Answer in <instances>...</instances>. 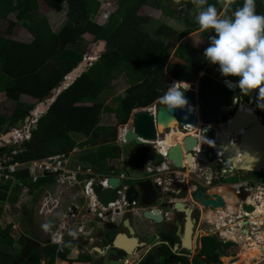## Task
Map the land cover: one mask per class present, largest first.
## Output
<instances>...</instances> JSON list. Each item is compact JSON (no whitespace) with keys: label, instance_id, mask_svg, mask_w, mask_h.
I'll list each match as a JSON object with an SVG mask.
<instances>
[{"label":"trees","instance_id":"trees-1","mask_svg":"<svg viewBox=\"0 0 264 264\" xmlns=\"http://www.w3.org/2000/svg\"><path fill=\"white\" fill-rule=\"evenodd\" d=\"M38 1L0 0V20L7 22L6 35H0V93L14 104L9 113L0 106V134L8 132L19 119L30 116L37 102L50 98L52 89L59 87L65 75L84 56L88 55L93 60L98 54L99 43H103V49L86 71L64 88L38 117L30 140L24 143V150L17 156L19 160L69 152L79 147L84 149L79 156L80 161L105 168L108 159L120 156V149L114 143L117 127L127 123L133 109L151 105L164 93L165 74L171 79L189 82L198 70L205 69L206 59L196 49L195 54L192 52L190 55L192 48L183 39L199 26L195 21V0H172L178 5V8L172 9L164 5L162 0H117L116 8L103 25L95 20L100 8L98 0H41L50 9L57 8L62 2L66 4V20L56 32L51 30L46 17L38 15ZM242 2L206 0L203 7L213 4L218 13L224 10L221 17H230ZM143 5L160 9L168 16L176 15L186 27L177 32L159 22L150 34L142 26L150 21L149 18L137 15ZM255 6L257 13L264 14L262 0H255ZM11 13L15 15L16 21L8 18ZM18 23L31 34L29 42L9 36ZM208 30L211 33V29ZM86 35L92 39L91 52H87V46L91 44L86 43ZM167 45L173 49L172 57L182 63L169 62V54L165 51ZM120 72L126 74L129 83L126 94L117 101L115 107L106 106L98 97L108 89L112 79L121 75ZM22 95L35 98L37 102L22 101ZM236 97L254 106L264 123V111L256 107L259 98L255 91L245 95L237 89ZM105 112L113 114V125L100 124L101 115ZM70 132L84 135L85 140L76 142ZM16 176L32 194L34 188L47 184L46 179L29 182L26 172H18ZM218 182L213 181L214 184ZM8 188L9 183L0 185V202L13 206L18 201L22 186H13L10 193L7 192ZM3 210L0 206V216ZM12 228V222L0 225V264H11L19 254V251L16 252L19 246L15 243H24L25 233L21 230L18 237L14 238ZM67 244L68 240L59 247L49 244L41 246L38 252L21 264H43L42 260L54 264L57 258L71 262L67 258L70 253ZM231 244L229 241L223 242L216 235L205 236L202 238L200 254L208 263L218 264ZM168 254L170 251L166 249L165 256ZM175 261L189 264L187 258L182 256H178ZM162 262L165 264L166 259H162ZM159 263L160 260L157 261L154 255L148 254L138 264ZM201 263L198 258L192 262Z\"/></svg>","mask_w":264,"mask_h":264},{"label":"water","instance_id":"water-1","mask_svg":"<svg viewBox=\"0 0 264 264\" xmlns=\"http://www.w3.org/2000/svg\"><path fill=\"white\" fill-rule=\"evenodd\" d=\"M100 52L103 49V43H99ZM92 50V45L87 48V52ZM97 52V51H96ZM100 54V53H99ZM94 56V60L99 56ZM91 59L86 55L78 63L76 67L71 69L63 78L59 87L52 89L49 100L44 103L41 102L37 105L39 111H45L47 106L56 98L64 88L71 84L77 77H79L91 63ZM216 68L217 76H213L207 73V69L203 70V75L197 80V88L187 89L184 91V96L188 101V106L184 109H176L172 112L166 110L165 106L156 103L152 112L145 109H141L133 113L131 118V127L127 128L124 132L125 143L134 142L136 148L132 151L133 167L140 171L141 166L150 161L153 166L162 165L170 162L171 169H182L185 165L188 168H201V165L206 164L204 153L202 151H195L198 146V139L195 135L203 136V139L212 141V151L208 153V157L212 155L218 165L223 166L224 172L228 173L231 170L245 171L247 173L257 174L264 169L259 167L264 161V123L262 117L257 113L254 106L249 102L241 101L236 97V90H229L223 83L224 79L235 81L236 77H221L216 65H212ZM239 101V105L235 108L231 114H229L227 120L223 123L220 122V117L225 116L229 112V106L234 105ZM244 103L251 108V113H247L245 110L240 109V104ZM200 119L201 131L194 134L184 135L180 141L174 143L171 146L162 149L160 142L163 140L166 132L170 127L168 123L175 121L177 126H195ZM28 118V116L26 117ZM22 124V119H19L16 126ZM162 125V131H158V127ZM223 129V131H229L231 135H236L234 141H230L229 138L224 137L221 133H218L217 128ZM6 132L4 135H8ZM211 134V136H210ZM152 141L154 145L143 142ZM201 144V143H200ZM210 144V143H209ZM207 142H202L201 147L206 148L209 146ZM238 148V151H237ZM198 155V159L194 160V155ZM250 152V153H248ZM227 157L228 159L224 158ZM239 157V160L237 158ZM254 158V159H253ZM142 170V169H141ZM168 177L173 182V188L167 191H163L159 185L154 183L148 178L130 179L136 182L125 184L126 180H120L118 177H110L108 179V188H100L98 185H93V192L96 195V199L100 206L107 208L109 202H114L118 198L117 192L121 190V184L126 186L123 197L130 204L132 201L136 202L137 207H143L139 214L142 220L160 223L162 221V213L160 208H171L175 212H186L189 217V229L192 228L190 221L191 209L186 208L182 198L189 196L186 187H181L177 182V178L173 172L169 173ZM220 181V180H219ZM201 180L197 183L196 190L191 194V200L202 207L204 211H215L222 209L224 206L223 198L219 193L212 192L207 193L203 187L199 186ZM237 182L233 183L236 185ZM217 187V186H216ZM240 190L242 187H239ZM177 189H179L177 191ZM226 189L238 197V193L232 186V183H228ZM244 197V196H243ZM243 199V198H242ZM171 200V201H169ZM74 210V208H72ZM98 211V209H97ZM133 210L124 208L116 209L114 212L106 211L104 217L112 216L110 219L104 221L105 227L110 225L111 229L118 230L114 241L117 240L121 243H114L113 248L107 250V254L121 255L123 253L124 258H128L131 254H134L143 243L138 242V238L134 235V230L131 225L128 224L130 212ZM129 215V216H128ZM127 223V228L131 237L124 238V232L120 231L123 218ZM96 221H102L100 217H95ZM248 223V220L242 221ZM70 238V237H69ZM122 239L125 241L123 242ZM130 240H134V247L131 249ZM40 246V242L31 237L24 238V244L19 251V255L14 259L11 264H21V262L27 257V255L35 248ZM189 247V246H188ZM189 253H192L191 249H188ZM237 256L230 258V263L236 261ZM123 264V260L109 261L108 264Z\"/></svg>","mask_w":264,"mask_h":264},{"label":"rangeland","instance_id":"rangeland-1","mask_svg":"<svg viewBox=\"0 0 264 264\" xmlns=\"http://www.w3.org/2000/svg\"><path fill=\"white\" fill-rule=\"evenodd\" d=\"M98 1L100 2V8H99V12L95 16V20L100 25H103L106 22V19L104 17L103 12H105V11L109 12L110 11V13H111L116 8L117 0H98ZM262 1L264 3V0H262ZM162 2L164 5H166L170 9L178 8V5L175 2H173L172 0H162ZM38 3H39V5H38L39 10L37 12L38 15L39 16L42 15V16L46 17V19L48 20V25L50 26L52 31H54V32L58 31V29L63 25V23L66 20V11H67L66 4L64 2H62L57 8L50 9L49 7H47V5H45V3L43 1L39 0ZM107 3H109V7L106 6ZM225 4H226V1L224 2L223 5H225ZM105 8H107V10H104ZM200 10H201V7L196 6V13ZM223 12H224V10H222L218 14L221 16L223 14ZM137 15H139L141 17L146 16L149 18L150 21L143 23L142 26L150 34L153 33V30L156 28V25L159 22H162L165 25H168V26L174 28L177 32L182 31L186 27L185 23L182 20H180L179 18H177L176 15L173 17L168 16L167 13H165L164 11H161L160 9H157V8H152L149 5L141 6L139 8V10L137 11ZM8 18L12 21H16L15 15L13 13L9 14ZM6 25H7L6 20H0V35H6L5 34ZM208 35H211L209 30L201 31L199 26H198L195 28V30H193L191 33H189L188 35H186L183 38L188 43V45L192 48L191 52L189 53L190 55H192L195 52L194 49L199 51L201 54L203 53V49L208 44ZM9 36L11 38L16 39V40H21V41H26V42L32 38L31 34L25 28H23L19 23L12 29ZM85 39H86L85 41L88 45L93 44V43H91L92 39L89 35H86ZM96 44H97V42H96ZM87 47H89V46H87ZM96 47H97V45H96ZM96 47H94V48H96ZM166 51L169 53V51H171L170 47H166ZM97 53L98 54L100 53V49H98ZM169 58H170L169 59L170 63H182V61H180L179 59L170 56V53H169ZM204 67L207 69L208 74L217 76V74L213 71L212 64H209L206 62ZM120 74L123 75V73H121V72H120ZM202 75H203V69H200L195 73L194 76L190 77L191 81L185 82V83H187L189 85V88L196 89L197 88V80ZM165 80H166V83L169 80V77L167 76V74H165ZM112 81L113 80H111V82ZM182 82H184V81H182ZM124 83H125V81L114 82L115 89L113 90V94L114 93L115 94L121 93V95L116 96L114 98H108V97H105L104 95H102L100 97V100H102L103 102H106V100H108L106 102L107 106L115 107V105L117 104V101L122 97V95L124 93V92L122 93L123 89L125 88ZM126 83H127V81H126ZM166 89H167V84H166ZM157 102H158V99L156 100V102H153L150 106H146L145 108L135 109L132 112L131 116L133 115V113H135L141 109H148L149 107L152 108L153 105ZM0 103H1L0 106L3 107V109L7 113H9L10 110L14 106L13 102L7 100L3 93H0ZM220 122L223 123L224 118H221ZM102 123L110 126V125H113L115 123V119L112 115L105 114L103 117ZM104 124H102V125H104ZM159 127L163 128L162 125H160ZM176 128L178 130L182 131L180 128H178L177 125L174 127V129H176ZM197 129H195L194 131H196ZM182 132L188 133V131H182ZM75 135L76 134H71V136L73 137V139L76 140V142H81L82 139H84V138H82L83 136L80 134H78L76 136ZM234 139H235V137H234ZM135 148H136V144L132 141L129 143H126V144L120 143V147H119L123 156L126 155V157H129V155L132 153V151ZM83 151H84V149H82V152ZM126 159H127V161L125 160V164L128 165L130 163V161L128 158H126ZM110 161L115 163L113 159ZM127 167H129V166H127ZM119 169L123 170L126 173V175L129 177H132V176H140L141 177L144 175V173L137 172V171L132 170L130 168L124 169V168L119 167L117 170H119ZM224 173H226V172H224ZM191 175L194 176L195 174H191ZM251 176L255 177L256 179H259L258 181L262 180L263 184L261 186L259 185V187H251V188L244 186V190L246 191V195L243 197V199L239 198L238 199L239 201H237V203L235 204L236 213H233V214L228 213L227 212V206H226V207L222 208L223 212H221L220 210L213 212L214 216L212 215V221H214V222L212 224H207V223H205V221H203V217H204L205 213L203 214V213H201V211L200 212L198 211V214H199L198 217L199 218H198L197 233H201L203 235H206V234H210L209 230L212 231V230L220 228V231H221L220 234L223 235L224 237L226 234V237H227L226 241L227 242L229 241L232 243L225 250L226 255L220 257V263H218V264H264V247L262 248L260 256H258L256 259H253L251 261L247 260L245 257V254H244V251H250L252 249V246H251L252 243L255 242L256 245H260L259 242L256 243V239H258L257 238L258 235H261V232L264 233V225H263L264 222H262V224H260V225H252L251 223L250 224H246V223L240 224L239 223V221H242L241 219H244L246 217L244 215L242 217V215L239 213L240 208L238 206H240L242 204L240 199L242 201H244V200H246V198H248V197L253 198L255 195L260 194V192H261L262 193L261 195L263 196V200H264V173L262 172V173H257L254 175L251 174ZM242 177H244L243 172L231 170L228 173H226L224 175V177H221L220 180H222L224 183H232V182H235L236 180H238ZM200 179H201V181L204 180L203 174H201ZM133 182H136V181L129 179V180H126L124 183L130 184ZM41 188H42L41 185L34 188L33 194L30 191H27V189L20 190L18 201L13 206H11L9 203H1L0 202V206H2L4 209L3 213L0 216V225L4 226L8 222L9 223L15 222L14 224L17 227V230L12 228L13 229L12 235L14 238H17L18 233H21V230H22L25 233L24 235L27 237H31L32 234H39L40 238L43 241H48V239L50 237L49 236L50 233L48 232L49 228L47 227V225H45L43 223L42 219L38 218V216L35 213L37 203H39V200L41 197V195H40L41 192H38V191H40ZM218 189L222 193L231 196V194L226 192V190L224 191L223 189H220V188H218ZM235 198L237 199L236 195H235ZM252 201L253 200L250 199L249 202L247 201V204H250L253 206L254 204ZM76 202H78V205H82L83 207L86 205V199H83L81 197H79L76 200ZM260 205H261V203H260ZM197 206L201 207L199 205H197ZM201 209H202V207H201ZM204 212H206V211H204ZM238 214L240 216H238ZM132 216L135 217V215H132ZM219 216H221V220L215 221L216 218ZM86 218H89V215L87 217H85V219ZM22 220H24V222L25 221L26 222L23 223ZM223 225H226V227L221 228ZM26 228H27V230H26ZM31 228H32V230H31ZM98 230L100 231V229H97V231ZM102 232H103V230H102ZM114 232H115V230L111 229L110 235H112V233H114ZM30 233H31V235H30ZM214 235H216L219 238V236H220L219 231L215 232ZM33 236H36V235H33ZM230 237H232V238H230ZM239 237H242V238H239ZM228 238H230V239H228ZM107 239H103L102 242L106 243L108 241ZM15 245L20 246V244L18 242H16ZM67 245L70 248V253L67 255V258L70 259L71 262L70 261H64L61 259H56L54 264H87L86 262L88 261V258L90 257L89 255H84L83 253H81V251L77 247H75L73 245H69V244H67ZM19 249L20 248L16 247L17 253H18V251H20ZM40 249H41V246H38L37 248L33 249L27 255V257L24 260H26L32 254L38 252ZM141 252H142V250H140V251H138V253L132 255L131 259H134V260L137 259L138 254ZM152 255H154V254H152ZM234 256H237L238 259L236 261L230 263L229 262L230 258L234 257ZM154 257H155V259H157V257L155 255H154ZM92 258H94V257H92ZM95 259H96V257H95ZM175 262H173L172 264H179V263H177V262L175 263ZM41 263L47 264L45 260H42Z\"/></svg>","mask_w":264,"mask_h":264},{"label":"built area","instance_id":"built-area-1","mask_svg":"<svg viewBox=\"0 0 264 264\" xmlns=\"http://www.w3.org/2000/svg\"><path fill=\"white\" fill-rule=\"evenodd\" d=\"M106 6L109 7V3H107ZM104 10H107V8ZM103 14L105 19H107L110 15V11H105ZM216 70L217 69L213 67L215 73L217 72ZM171 84L172 81L170 80L167 83V87ZM183 87L184 86L182 85V88ZM148 109L150 110V108ZM233 109V105L229 106L230 112L233 111ZM41 114L42 112L35 108L28 118L22 120L20 126L15 125L12 127L8 135L5 136V133L0 134V185L9 183V188L7 189L8 193L11 192L13 186L17 185L22 186L21 190L27 189L28 191V187L18 180L19 176H16L18 172H26L28 181L32 183H36L40 179H46L45 182L47 184H42L40 191L41 197L39 203H37L35 213L49 228L50 243L59 244L65 234L75 237L78 234L83 233L84 229L81 223L82 217L85 218L90 214L89 218H86L89 222L90 216L92 220L96 216L102 217L104 212L108 209L114 212L116 208L124 209L129 207L130 205L123 197V191H125L126 186L122 185L121 190L117 192L119 199L114 202H109L108 209H106L98 203L93 193V185H100L106 188L108 187L107 180L110 176L119 177L120 180H126L130 177L127 176L124 171L115 174V171L111 168L104 173L99 166L80 161V154L78 153L76 159L72 158V154L78 151L76 147L69 152H58L40 158L29 160L17 159V156L24 150V143L30 140L31 132L35 129L38 117ZM225 116L228 118V113ZM196 117L200 124L198 114H196ZM180 128L183 131H189L191 126H180ZM124 130L125 127L119 131L118 140L123 141ZM197 130L202 132L201 124ZM197 130L190 134L196 133ZM186 134L188 133H184V135ZM195 137L198 139V146L195 148V151H203L201 144L203 141L208 143V138L203 139V136L198 135V133ZM193 155L194 160L196 161L198 155L194 152ZM162 165L153 166L151 162L148 161L144 167L145 176L151 178L152 181L159 185L163 191H167L173 188V182L168 177L169 173L173 172L175 178H177V182L180 183L179 188L186 187L188 195L191 196L196 190L197 183L199 182L196 168H188L184 165L182 169H171L170 166ZM184 171L186 172L184 173ZM221 173L226 174L224 173V170H221ZM191 174L195 175L192 176ZM48 178H51V180L48 181ZM209 182L210 181L206 177L205 183L207 186L209 185ZM53 187L55 188L53 189ZM234 187L237 193L240 192L239 187H242L244 190V184L241 182L234 185ZM178 190L179 189H177V191ZM72 195L75 196L74 198L81 197L86 199L85 208L82 206L79 207L71 198ZM133 203L134 202H132V204ZM241 203H243V201H241ZM72 208H74V210ZM218 210L223 212L222 209ZM215 211H211L212 215H214L213 212ZM204 213L205 212H203V214ZM162 214L164 218L168 219L171 210H164ZM238 216L240 215L238 214ZM209 217L210 216L205 213L203 221L207 224H212L214 221H210ZM217 220H221V216L217 217L215 221ZM225 227L226 225H223L221 228ZM217 231H219L220 239H222L223 242H227V237L220 234V228L212 231L209 230V232L213 234ZM259 243L261 248H263L264 244L262 242Z\"/></svg>","mask_w":264,"mask_h":264},{"label":"clouds","instance_id":"clouds-1","mask_svg":"<svg viewBox=\"0 0 264 264\" xmlns=\"http://www.w3.org/2000/svg\"><path fill=\"white\" fill-rule=\"evenodd\" d=\"M195 4L197 7H201V10L198 11L195 15V21L199 25L200 30L205 31V30L211 29V33H213L212 35H208V44L203 49V53H202L203 57L206 59V62L212 65H216L221 77H225V78L236 77L237 78L235 81L224 79L223 83L229 90L239 89V91L245 95L255 91L256 96L259 98V100L256 103V107L259 110L264 111V14H259L256 12L255 0H243L242 4L235 9V11L230 17H221L218 14L217 8L213 4H207L206 7H203L206 4V0H195ZM91 61L93 62L94 59ZM182 85H185L186 87L182 88ZM188 88H189V85L185 82H182V81L173 82L171 85L167 87L164 93L157 98L158 99L157 103L165 106L166 110L170 112L176 109H184L186 106H188V101L186 97L184 96V91L187 90ZM48 100L49 98L43 102L46 103ZM154 102H156V100ZM39 103L41 102H37L36 109ZM155 105L156 103L153 105L152 108L149 107L150 110L149 109H145V110L152 112ZM233 106L235 107V104ZM188 107L190 108V106ZM47 108L45 109V111L47 110ZM142 108H145V107H142ZM45 111L43 112L41 111L42 114ZM131 118L132 116L130 115V118L128 119L126 124L119 125L117 127V135L114 141L117 147H120V143L126 144L124 137H123V141L118 140V135H119V131L123 127H125L124 132L126 131L127 128L131 127L132 125ZM222 118H224V122L227 119L226 116H223ZM178 128L180 127L178 126ZM124 132H123V135H124ZM142 141L150 143L151 145H154L155 143L152 141H145V140H142ZM124 156L120 150V156L118 158H113L115 163L110 161L112 159H108L105 168L101 166L99 167L102 169L104 173L107 172L109 168L113 169L115 171V174L119 173L120 171H123L121 169L117 170L119 167L124 168V169L130 168L137 172L144 173V167L148 161L144 163L141 166L140 171H138L137 169L133 167L134 165H133V160H132V154H130L129 157H124ZM126 158H128L130 161L128 165L125 164V160L127 161ZM169 165H170V162L164 163L162 166L169 167ZM158 166H161V165H158ZM110 177H116V176H110ZM110 177H108V179ZM137 178L141 179V178H148V177H146L144 173V175L141 177L132 176L126 180L137 179ZM148 179H151V178H148ZM47 180L49 181L51 180V178H48ZM239 182L240 181L238 179L237 184ZM107 185H108V180H107ZM100 188L104 189L105 187L100 186ZM121 188H122V184H121ZM123 194H124V191H123ZM132 202L134 203L132 204ZM132 202L129 204L130 206L127 207V209L133 210L132 212H130L131 215H135V216L138 215L137 217L140 219L139 214L142 211L143 207L141 208L137 207L136 202L135 201H132ZM106 209H108V204H107ZM116 209H122V208H116ZM164 210H171V213L173 211L172 207L171 208H160L161 213ZM106 211H111V210L108 209ZM110 217L112 216L110 215L108 217H104L103 215L102 217H100L102 221H96L94 217L93 220L90 222V224H93V226H96L97 229H100V230L102 228L105 229L106 227H105L104 221L110 219ZM131 217L134 218V216H131ZM163 219H166V218H164L163 216ZM151 223H154V222H151ZM66 235L67 234L63 236V239L59 244L50 243L48 239V241H43V243L39 241L40 246H45L49 244V245H56L57 247H59L67 240L69 241V245H71L70 241L76 240L78 236L81 234H78L75 237L71 235H67V236ZM19 248L21 249L22 245H20ZM138 251H136L134 254L138 253ZM142 253H143V250L141 253L138 254V258L135 259L137 260L136 261L137 263H139L146 255H148V254H145L144 256H142ZM134 254H131L129 257L131 258L132 255Z\"/></svg>","mask_w":264,"mask_h":264},{"label":"flooded vegetation","instance_id":"flooded-vegetation-1","mask_svg":"<svg viewBox=\"0 0 264 264\" xmlns=\"http://www.w3.org/2000/svg\"><path fill=\"white\" fill-rule=\"evenodd\" d=\"M237 105H239V101L235 103L234 109L237 108ZM231 112L229 111L228 113L231 114ZM221 118L222 117H220V119ZM177 132L183 134L180 131ZM212 143H213V136H212V141H208L209 146L203 148L202 151L204 153V158L207 163L201 165V168H197L196 170V174H198V180L199 181L201 180L200 179L201 174H203V178H204V180L201 181V184H199V186L203 187L205 191L208 190L206 192L209 194L213 192V189L216 186L227 187L228 185V183H224L222 180H220L221 177H224L223 174L221 173V170H223V166L218 165L212 155L208 157V153L212 151ZM159 145L163 149H165V146H167L163 144V142H160ZM206 177L210 181L208 186L205 183ZM216 179L218 181L220 180L218 184L213 183V181ZM232 186L234 187L233 182H232ZM245 195H246V191L241 189L240 192H238L237 201H239L238 200L239 198L242 199L243 196ZM249 200L250 199H248L247 201ZM180 201L183 202L186 208L191 209V213H190V221L192 220L191 229H189V217L187 216V213L184 211L180 213L172 211L168 219L162 218V221L157 224L148 222L146 220H142L141 218L140 220L142 221V224H140L134 221L132 217L130 218L128 224L131 225L132 229L134 230V235L138 238V242L143 243L141 247L137 249V251L142 249L143 250L142 256H144L145 254H151V255L154 254L157 257V261H159L160 259L159 264H164L162 262V259H166L165 264H172L173 262H175V259L178 256L187 258L189 264H192L194 258L200 259L202 261L201 264H210L207 262L205 257L200 254V250L202 247V238L205 236H212L214 234L210 233L203 235L201 233H197L198 218H199L198 211L199 212L201 211V213H203V210L201 209V207H198L197 206L198 204L192 201L189 196L180 199ZM125 218L123 219L121 225L122 229L120 231L125 233L123 235L124 238L125 237L128 238L131 237V235L129 234L127 223H125ZM246 219L247 218H245V220ZM81 221L85 229L83 230V233H81V235L78 236L76 240L70 241V244L77 247L84 255L90 256L88 258V261L86 262L87 264H104V263L108 264L109 261H115L119 259L123 260V264H138L136 262L137 260L131 259L130 257H128L127 259L124 258L123 253H121V255L111 254V252L107 254V250L113 248L112 240L115 238L118 230L114 229L115 232L112 233V235H110L111 232V227H109L110 225H107L105 229L102 228L100 231L99 230L97 231V228L91 225L90 222H88L87 219H85L84 217L81 218ZM149 223H151V225ZM247 224H250V222H248ZM25 237L27 236H24V238ZM31 237L35 238L33 235H31ZM103 239H107L108 241L106 243H103L102 242ZM37 240L43 243L42 239H37ZM184 240H188L187 245H185ZM122 241L124 242L125 240L122 239ZM166 249L170 251V254L165 256ZM188 249H191L192 253H189ZM103 253L105 254V256L100 257L102 256ZM176 262L180 263V261H176Z\"/></svg>","mask_w":264,"mask_h":264},{"label":"bare ground","instance_id":"bare-ground-1","mask_svg":"<svg viewBox=\"0 0 264 264\" xmlns=\"http://www.w3.org/2000/svg\"><path fill=\"white\" fill-rule=\"evenodd\" d=\"M89 59H91V58L89 57ZM171 81H172V83L173 82H179V81H176V80H171ZM183 86L185 87V85H183ZM247 106L244 103H241L240 104V109L242 111L245 110L247 113H251L252 112L251 108H249ZM237 107H238V105H237ZM198 124H199V122L195 126H191V128H190L191 132L188 131V133L195 132V131H192V130L196 126H198ZM168 126L170 127V130L166 133L165 138L161 141V142H163V144L167 145V146H165V149H166V147L171 146L174 143L180 141V139L184 136V133L180 134L179 132H177V131H179L177 128L174 129V127L176 126L175 121H170L168 123ZM158 131L159 132L162 131L161 127H158ZM217 131H218V133H221L222 136L229 138L230 141H234L235 140L234 137L236 138V135L235 134L231 135V133L229 131L225 132V131H223V129H219V128L217 129ZM237 151H238V148H237ZM248 153H250V152H248ZM224 158L228 159L227 157H224ZM237 160H239V157L237 158ZM259 168L260 169H264V161L262 162V165ZM217 187L220 188V189H223L224 191L226 190V192L230 193L231 196L222 193ZM217 187H215L213 189V191L216 192V193L221 194L222 197L224 198V200H223L224 206L222 208L227 206V212L228 213H230V214L236 213L235 204L237 203V199L235 198V195L233 193H231L230 191H228L226 189V187H222V186H217ZM261 194L262 193L260 192V194L255 195L253 198H250V197L246 198V200H244L243 203L240 206H238L240 208L239 213L242 215V217H243V215H245L246 216L245 218H247L248 222H250L252 225H260V224H262V222H264V200H263V196ZM248 199L253 200L252 201L253 204H254L253 206L250 205V204H247V200ZM260 203H261V205H260ZM76 204H78V202H76ZM205 213L210 216L209 217L210 221H212V213L210 211H208V210ZM245 218L241 219V220L244 221ZM239 223L240 224H245V223H243L241 221H239ZM225 237H226V234H225ZM230 238H232V237H230ZM230 238H228V239H230ZM239 238H242V237H239ZM257 238L258 239L255 238L256 239V243L257 242H262L264 244V233L263 232H261V235H258ZM113 241H114V239L112 240V243H113ZM114 243H118L119 244L121 242L118 241V238H117V240H115ZM129 243H130V247L129 248L132 249L134 247V245H135L134 244V240H130ZM184 243H185V245H187L188 244V240H184ZM251 246H252V249L250 251H244L245 257L249 261H251L253 259H256L258 256H260L261 251H262L261 246L260 245H256L255 242L252 243ZM104 256H105V254L103 253L102 256H100V257H104ZM112 264H114V263H112Z\"/></svg>","mask_w":264,"mask_h":264},{"label":"crops","instance_id":"crops-1","mask_svg":"<svg viewBox=\"0 0 264 264\" xmlns=\"http://www.w3.org/2000/svg\"><path fill=\"white\" fill-rule=\"evenodd\" d=\"M99 24V23H98ZM31 40V39H30ZM29 40V41H30ZM21 41V40H20ZM29 41H27V42H29ZM26 42V41H25ZM166 47H170V46H166ZM170 49H171V51H169V53H170V56H172V54H173V49L170 47ZM165 51H166V48H165ZM167 52V51H166ZM168 53V52H167ZM168 53V54H169ZM168 76V75H167ZM113 81L110 83V85H109V87H108V89H105L104 90V92H101V94L99 95V97H98V100L99 101H101V102H103L102 100H100V97L102 96V95H104L105 97H108V98H114V97H116V96H119V95H121V93H114L113 94V90L115 89V85H114V82H116V81H125V83H124V85H125V88L123 89V91H122V93H123V95H122V97L126 94V89L128 88V86H129V83H128V80H127V77H126V74L125 73H123V75H121V76H118V77H116V78H114V79H112ZM170 80H175V79H171V78H169V80L167 81V83L170 81ZM126 81H127V83H126ZM176 81H179V80H176ZM166 83V84H167ZM121 97V98H122ZM21 100L22 101H25V102H29V103H36L37 101H36V99L35 98H32V97H30V96H27V95H22L21 96ZM108 100H106V102H107ZM106 102H103L106 106H107V103ZM137 109V108H136ZM135 109H133V111H134ZM105 114H109V115H112L113 116V114L112 113H108V112H105V113H102V115H101V119H100V124H104V123H102V121H103V117H104V115ZM104 125H107V124H104ZM198 127H200V124H198V126H196L192 131H194L195 129H197ZM218 129V128H217ZM180 131V130H179ZM190 131V130H189ZM180 132H182V131H180ZM191 132V131H190ZM182 133H184V132H182ZM70 135L71 134H76V135H78V134H80V133H77V132H70L69 133ZM75 135V136H76ZM80 135H82V134H80ZM83 137L82 138H84V139H82V141L83 140H85V136L84 135H82ZM75 140V139H74ZM76 141V140H75ZM78 148V151L77 152H75V153H73L72 154V158H74V159H76L77 158V153L78 154H80V152L82 151V149L81 148H79V147H77ZM124 157H126V156H124ZM203 168V167H202ZM186 171H184V173H185ZM239 172H243V174H244V177H242V179H239V181L242 183V184H244V186H246V187H249V188H251V187H259V185L261 186L263 183V181L262 180H260V181H258L259 179H256L255 177H252L251 176V174L250 173H247V172H245V171H239ZM264 173V171H261V172H259V173ZM223 175H225V174H223ZM217 180V179H216ZM55 187H53V189H54ZM41 191V190H40ZM40 191H38V192H40ZM75 196L74 195H72L71 196V198L73 199V201L74 202H76V200L78 199L77 197L76 198H74ZM78 205V204H77ZM79 207L80 206H82V205H78ZM82 213V212H81ZM138 215H136L133 219H134V221H136V222H138V223H140V224H142V221L137 217ZM92 221V219H91V217H90V221L89 222H91ZM13 223V227H14V229H16L17 230V227L15 226V222H12ZM150 225H151V223H149ZM148 224V225H149ZM55 225V224H54ZM91 225H93V224H91ZM96 227V226H95ZM27 229V228H26ZM83 229H85L84 227H83ZM19 230V229H18ZM31 230H32V228H31ZM20 233H18V235H19ZM31 235V234H30ZM32 235H36V236H34L35 238L34 239H41L40 238V236H39V234H32ZM80 236V235H79ZM18 237V236H17ZM39 241V240H38Z\"/></svg>","mask_w":264,"mask_h":264}]
</instances>
